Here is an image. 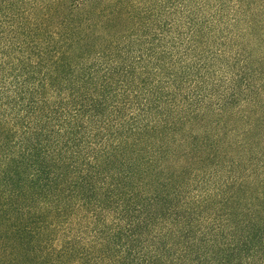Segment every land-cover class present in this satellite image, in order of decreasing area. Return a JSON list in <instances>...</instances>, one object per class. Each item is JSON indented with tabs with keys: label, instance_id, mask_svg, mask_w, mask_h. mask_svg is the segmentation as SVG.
Listing matches in <instances>:
<instances>
[{
	"label": "trees",
	"instance_id": "16d2710c",
	"mask_svg": "<svg viewBox=\"0 0 264 264\" xmlns=\"http://www.w3.org/2000/svg\"><path fill=\"white\" fill-rule=\"evenodd\" d=\"M0 264H264V0H0Z\"/></svg>",
	"mask_w": 264,
	"mask_h": 264
}]
</instances>
